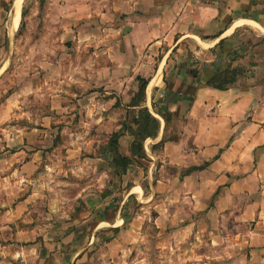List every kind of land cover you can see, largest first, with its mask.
<instances>
[{"label": "crops", "instance_id": "crops-1", "mask_svg": "<svg viewBox=\"0 0 264 264\" xmlns=\"http://www.w3.org/2000/svg\"><path fill=\"white\" fill-rule=\"evenodd\" d=\"M23 2L11 33L14 0H0V80ZM123 7L131 10L105 39L92 25L77 31V42L107 39L112 49L100 55L104 64L90 55L81 87L77 81V129L97 135H50L65 109L60 88L47 87V111L37 119L24 112L5 124L16 106L0 105V264H126L146 222L156 236L206 237L213 253L231 258L205 261L203 252L196 264H264V0ZM220 73L229 79L217 89L209 80ZM136 76L147 81L140 106L159 128L143 142L145 158L116 175L107 145L121 127L119 108L127 123L139 108L129 104ZM171 122L173 140L153 148ZM131 140L118 138L121 155L130 157ZM144 204H153L152 216L137 212Z\"/></svg>", "mask_w": 264, "mask_h": 264}, {"label": "rangeland", "instance_id": "rangeland-1", "mask_svg": "<svg viewBox=\"0 0 264 264\" xmlns=\"http://www.w3.org/2000/svg\"><path fill=\"white\" fill-rule=\"evenodd\" d=\"M21 1L14 0L13 8L16 3L18 6L16 21L14 17V29L20 17ZM123 2L124 0H24L21 22L14 41L9 45H4L6 55L3 69L6 67V71L0 80V105L8 100V103L12 101L16 106L13 120L6 121L5 124L23 121L21 117H24L26 113L35 119L45 113L48 97L46 89L50 86L55 91L59 88L63 90L61 92L64 98L62 106L65 107L62 113L54 114L56 119L53 120L55 124L52 126H60V128L50 132V135H68L69 132H76L78 125L77 83L79 82L80 86L84 80L82 68L89 64L90 55L95 57V53L99 54L97 62L104 64L105 60L101 58L104 55L103 52L112 50L109 48L111 45L108 44L107 39L94 44L77 42V31L79 28L92 25L97 27L98 37L105 39L109 30L113 29V23L117 24L119 20L127 16L125 12L131 10L123 7ZM73 35L76 37L72 38ZM154 57L156 60L158 56ZM137 77H139L138 80ZM144 80V77L136 76L137 87ZM87 90L85 94L91 91V89ZM55 91L51 92L57 93ZM140 99L141 96H136L133 101L139 102ZM136 111L129 114V117L132 118ZM117 113L118 123H124L127 120V118L124 119L127 111L122 112L119 108ZM5 124L0 123V128H4ZM87 127L86 131L91 133L83 134V128H78L77 135H97L94 130L91 131L90 127ZM59 131H62L61 134ZM174 131H177V126L172 123L167 127L165 137L172 136ZM133 206L131 204L132 208ZM154 211L153 204H144L143 208L137 212L145 213L150 217ZM248 226L249 224H245L244 229L246 230ZM143 232L141 240L137 242L132 251L130 261L126 264H196L203 259L201 257L203 252L210 254V258L204 259L205 261L231 259L226 255L220 256L213 253V250L218 249L211 246L206 237L171 233L156 236L151 222L145 223ZM169 242L171 248L169 244L167 245ZM160 244L162 247H158ZM99 254L100 251L97 256ZM211 257H214L213 260H210ZM103 259H95L92 263L122 264L105 262Z\"/></svg>", "mask_w": 264, "mask_h": 264}, {"label": "trees", "instance_id": "trees-1", "mask_svg": "<svg viewBox=\"0 0 264 264\" xmlns=\"http://www.w3.org/2000/svg\"><path fill=\"white\" fill-rule=\"evenodd\" d=\"M139 77H137V80ZM229 79L226 75L222 76V74H218L213 79L209 80V84L214 86L217 89H222ZM147 81L144 80L143 83L138 85L137 91L131 97L130 105L138 106L139 108L136 111V114L132 116L130 122L121 123V127L111 134L109 139L107 148L112 153L111 155V168L113 169L114 174L122 175L126 171V167L133 163L136 159L145 158V154L143 151V142L146 138H154L157 135V131L159 128V124L157 119L151 114V112L144 106L142 103L144 102L145 95V86ZM136 96H141L139 102H134L133 98ZM162 116L165 122H169L171 119V115L169 113L162 112ZM129 134L132 137L129 151L130 157L123 156L119 153V143L118 138L121 135ZM173 140L170 136L165 137L160 140L157 144L154 145L153 148H159L164 142ZM204 165L199 167H193L192 170L202 169Z\"/></svg>", "mask_w": 264, "mask_h": 264}, {"label": "bare ground", "instance_id": "bare-ground-1", "mask_svg": "<svg viewBox=\"0 0 264 264\" xmlns=\"http://www.w3.org/2000/svg\"><path fill=\"white\" fill-rule=\"evenodd\" d=\"M18 2H19V0H18ZM13 16L15 17V21H16V19L18 17V6H17V3H16V5L13 8ZM14 26H15V24H14ZM13 29H14V27H12L10 31L12 32Z\"/></svg>", "mask_w": 264, "mask_h": 264}]
</instances>
